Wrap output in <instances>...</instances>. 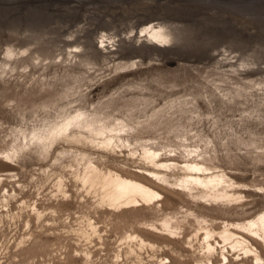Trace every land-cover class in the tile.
<instances>
[{"label": "rangeland", "instance_id": "rangeland-1", "mask_svg": "<svg viewBox=\"0 0 264 264\" xmlns=\"http://www.w3.org/2000/svg\"><path fill=\"white\" fill-rule=\"evenodd\" d=\"M79 112L95 127L122 130V145L89 151L98 166L134 171L148 147L163 161L221 169L239 185L233 190L243 198L226 204L166 195L164 213L181 229L168 242L177 254L163 253L195 264L204 225L218 230L264 211V0H0V264H82L74 252L87 244L75 235L80 213L103 222L93 264H112L123 235L164 216L94 210L80 194L68 202L55 195L59 173L71 180L62 166H83L77 150L88 149L62 139L35 146L30 138ZM34 206L43 221L29 216ZM218 246L229 264H264L258 244L263 263ZM160 253L141 252V264ZM213 264L226 261L215 256Z\"/></svg>", "mask_w": 264, "mask_h": 264}, {"label": "bare ground", "instance_id": "bare-ground-1", "mask_svg": "<svg viewBox=\"0 0 264 264\" xmlns=\"http://www.w3.org/2000/svg\"><path fill=\"white\" fill-rule=\"evenodd\" d=\"M151 36L154 39L163 38L155 32L151 33ZM7 55H12L11 51L7 52ZM85 115L84 113L79 112L70 118L67 117L68 119L66 118L65 121H63V119L62 123L59 122L60 124L57 123L58 125L53 124L54 126L48 129V131L45 130L46 133H35L36 136L30 138L35 146L41 145V147H46V145L51 144L56 139H62L66 142L81 145L88 149V153L82 152L83 150H77L80 156L84 159L83 166H62L63 168H67L66 172L70 173L71 180L68 179L64 173H59L56 176L54 184L55 195L65 198L66 202H68L72 200L76 194H80V197L92 199L91 206H93L94 210L102 208L104 211L117 214H122L128 211L156 210L157 212H162L164 215L161 219L156 221L142 220L138 222V229L136 231L123 235L121 244L120 241L118 243V245L120 244V248H117L119 250L113 257L115 260L112 261V264H122L121 262L123 260L128 259H135L132 261V264H141L140 253L147 250H160L162 253L166 250V253L168 254L175 252L172 247H169L171 243L168 242L173 240L175 235L179 234L177 231L181 229V221L171 214L164 213V200H166V195L170 193V191L175 194H184L194 199L196 197L206 199L210 204L217 203V205L234 201L236 202L238 201L237 199L243 198L233 190L235 186L239 185L232 181V179L221 169L214 171L213 169H216V167L205 166L202 162H196L194 160L188 161V159L181 163L175 162L174 160L163 161L157 151L148 147H143L142 152L138 154L137 160L140 166H136V170L134 171L127 170L123 166H98L93 158L89 157L91 155L89 151L102 153L103 151L112 149L115 141H120L121 144V136L123 133L121 129L114 130L104 125H97V127H95V121L93 119H88ZM96 124L100 123L97 122ZM82 131L85 134H81ZM121 145L117 146L121 147ZM131 145L134 144H130V146ZM127 146H129V144L126 145V148ZM31 147L32 146H30V148ZM123 147H125V145ZM66 150L69 149L67 148ZM131 152H133L134 155L136 154L134 149H131L130 153ZM140 171L143 173H140ZM147 174L151 175V177L153 176L157 182L152 180ZM162 183H165V185ZM143 203L147 205H144ZM31 211L32 214H29V216H33L34 220H44L43 218L46 216L43 213L44 210L38 211L34 206ZM48 213H51L53 216L55 211L51 210ZM197 217H201V215H198ZM77 218L79 220L77 224L80 223L81 225H79L81 227H76L78 231L76 230L75 235L76 237L83 238L84 242L86 241L87 244H85L86 247H84L83 250H74L76 254L75 258L80 259L83 262L82 264H93V255L90 248H94L97 245L96 243H93L95 239L97 242L102 241V236L100 235L102 229H100L98 225L103 222L93 220L89 214L86 213H80V216ZM201 221L205 222L204 219H201ZM46 224L48 226V223ZM202 231V243L204 247V250L202 251L204 252L201 256L202 259L196 261L195 264H213L215 256L221 257L222 260L226 261V264H229L227 257L228 250L224 248L225 251L218 252L219 250L217 249V246L219 245V242L224 246L227 244L230 249H237L236 251L241 252L243 255L241 259H251L255 263H263V259L254 244H258L261 247L262 252H264V211L241 223L222 221L221 227L220 229L218 228V230H215V228L210 225H204ZM102 234H104V232ZM148 236H152L153 239ZM23 237L17 242V250L24 245ZM159 238L162 240L164 238L167 241L164 240L165 242L159 243L157 242ZM182 238L183 236H181L180 239ZM101 244L102 242L99 245L100 248H102ZM87 245H89V247ZM221 247L222 246L219 248L221 249ZM154 253L156 254V252ZM164 253L161 257L159 256L160 258L158 261H155L154 264L178 263L177 260ZM73 255L72 257H74ZM179 256L181 257V254ZM201 257L199 256V259ZM142 260L144 261V259ZM129 262L131 263V261Z\"/></svg>", "mask_w": 264, "mask_h": 264}]
</instances>
